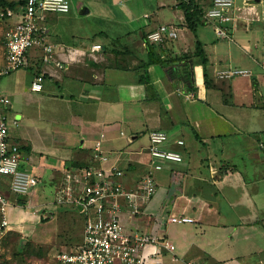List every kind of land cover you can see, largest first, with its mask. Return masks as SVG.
<instances>
[{
    "label": "crops",
    "instance_id": "1",
    "mask_svg": "<svg viewBox=\"0 0 264 264\" xmlns=\"http://www.w3.org/2000/svg\"><path fill=\"white\" fill-rule=\"evenodd\" d=\"M129 1L113 0L115 11L105 15L126 20L123 31L82 29L72 8L47 13V42L63 67L45 63L39 47L29 52L25 71L0 78V89L11 100L4 112L19 121L10 126V140L20 146L21 167L40 179L28 196L12 194L9 180L2 179L12 203L3 241L36 233L42 216L57 217L53 207L60 206L54 201L64 171L92 165L94 145L105 134L103 151L110 159L103 166L121 168L117 179L125 187L136 188L153 171L155 195L138 216L123 213L128 230L175 244L173 252L162 245L147 248L146 255H158L149 264H264V0L251 2L253 12L236 10L239 17L225 25L229 39L218 37L213 23L189 29L181 8L189 0H145L140 6ZM194 1L206 11L213 0ZM17 20L1 24L7 30ZM160 24L173 26L178 36L146 43V34ZM97 44L100 50L93 49ZM1 49L0 67L6 62L4 35ZM226 68L248 69L252 75L222 79L219 71ZM40 72L43 90L33 91ZM143 76L149 83L141 81ZM42 113L55 134L53 146L44 150L25 130ZM155 129L185 141L164 145L183 160L159 171L153 170L149 151V133ZM173 216L195 221L173 222ZM80 217L79 239L64 245L66 252L82 243Z\"/></svg>",
    "mask_w": 264,
    "mask_h": 264
},
{
    "label": "built area",
    "instance_id": "2",
    "mask_svg": "<svg viewBox=\"0 0 264 264\" xmlns=\"http://www.w3.org/2000/svg\"><path fill=\"white\" fill-rule=\"evenodd\" d=\"M128 1V0H121ZM253 0H243V6L237 7V0H213L204 11L205 23H213L218 37L229 39L225 25L239 17L237 11L253 12ZM70 0H21L15 7L0 8V23L18 17L5 30L6 62L0 67V78L27 65L29 52L34 48H43L45 63H56L63 67L52 54L53 45L47 42L46 14L69 13ZM259 16L258 12H254ZM145 14V17H148ZM176 29L169 24H160L148 32L146 43L158 44L168 38H176ZM102 45H93L100 50ZM248 69L226 68L219 71L222 79L238 76L249 77ZM45 81L43 72L35 75L31 88L42 91ZM11 105L10 98L0 89V245L10 228L9 208L11 201L4 193L2 179L9 180V189L17 196H28L39 185L40 179L34 173L21 167L20 146L10 140L11 125H18L17 119H11L4 108ZM124 135V132H121ZM96 141L93 149L94 163L87 167H72L64 171L62 181L56 189L55 203L70 206L82 216L84 234L82 243L73 252H60L58 261L62 264H149L148 260H156L157 252L146 255L149 247L162 245L169 251L176 249L175 244L166 238L126 228L123 213L132 218L138 216L143 206L151 200L157 191L156 180L152 172L146 173L136 188L125 187L117 176L123 170L117 166L105 168L104 163L109 156L103 151V140ZM149 151L153 170H162L166 163L181 162L182 155L166 149L164 145L172 142L184 145L181 138H173L162 129L149 133ZM173 222L192 223L195 220L188 216H173ZM151 264V263H150ZM195 264V263H191Z\"/></svg>",
    "mask_w": 264,
    "mask_h": 264
},
{
    "label": "rangeland",
    "instance_id": "3",
    "mask_svg": "<svg viewBox=\"0 0 264 264\" xmlns=\"http://www.w3.org/2000/svg\"><path fill=\"white\" fill-rule=\"evenodd\" d=\"M70 2L72 13L78 17L77 19L79 22H77V24L79 23L78 25H80L82 29L97 28L98 30H107L108 28L109 30L119 29L123 31L127 27L126 20H122L121 17L113 20L106 19V12L110 9L113 11L116 9V7L111 4L113 0H70ZM144 2L145 0H130L126 3L128 5L140 6ZM0 7L2 6L0 5ZM83 7L90 8L91 13L81 16L79 12ZM136 24H138V22H136ZM136 24L130 23V27ZM4 32L5 26L0 23V57L3 54L1 47L3 46ZM20 69V71H25L23 67ZM15 74L16 73L5 75L1 79L2 81H6L9 78H13ZM28 78L30 79V74ZM38 109L40 110V108ZM44 112L47 113L46 108ZM42 117L43 118H39V116H37L34 121L35 123L33 125L30 123L31 128L27 125L25 130L28 131L29 135L33 138V144L38 146L39 149L44 150L49 146H53L52 139L55 134L51 126V120L45 119L44 113H42ZM68 152L70 153V151ZM46 153L49 154L48 151H46ZM57 157L61 158L60 155H57ZM53 208L56 210L57 217L43 220L42 216V221L36 223V233L20 239L16 236L9 237V242L7 240H2L0 245V264H59L58 254L60 252H66L64 249H67L64 245L68 243L73 244L75 239H79L82 221L80 215L70 206L54 205ZM26 210L31 211L32 209L29 208ZM66 219L70 222H67ZM30 220H33V217H30ZM70 225L73 227L71 232L69 230ZM44 233L46 234V239Z\"/></svg>",
    "mask_w": 264,
    "mask_h": 264
},
{
    "label": "trees",
    "instance_id": "4",
    "mask_svg": "<svg viewBox=\"0 0 264 264\" xmlns=\"http://www.w3.org/2000/svg\"><path fill=\"white\" fill-rule=\"evenodd\" d=\"M21 0H0V5L2 7L0 8H7V7H12L15 8ZM182 9L184 10L185 13V18H186V24L187 27L191 30H195L199 25L205 23L204 21V10L199 7L194 0H189L188 2L181 3ZM148 34V33H147ZM146 34V35H147ZM144 76L141 77V81L149 83L148 80H144Z\"/></svg>",
    "mask_w": 264,
    "mask_h": 264
},
{
    "label": "water",
    "instance_id": "5",
    "mask_svg": "<svg viewBox=\"0 0 264 264\" xmlns=\"http://www.w3.org/2000/svg\"><path fill=\"white\" fill-rule=\"evenodd\" d=\"M258 3L261 2V0H256ZM89 12V8L85 7L81 13L84 15V14H87Z\"/></svg>",
    "mask_w": 264,
    "mask_h": 264
}]
</instances>
